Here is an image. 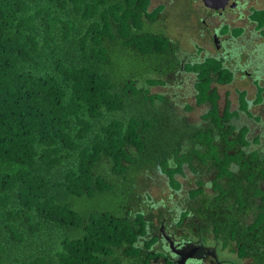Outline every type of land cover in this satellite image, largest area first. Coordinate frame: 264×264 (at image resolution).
<instances>
[{"label": "trees", "instance_id": "obj_1", "mask_svg": "<svg viewBox=\"0 0 264 264\" xmlns=\"http://www.w3.org/2000/svg\"><path fill=\"white\" fill-rule=\"evenodd\" d=\"M150 4L0 0V264H178L189 245L196 264L223 263L199 249L216 245L264 264V156L230 153L247 130L219 105L232 72L211 49L189 64L180 36L146 29L164 8ZM254 17L263 28L264 9ZM186 71L209 105L194 120L184 90L159 93ZM188 171H215L214 194ZM162 176L173 207L149 200Z\"/></svg>", "mask_w": 264, "mask_h": 264}, {"label": "crops", "instance_id": "obj_2", "mask_svg": "<svg viewBox=\"0 0 264 264\" xmlns=\"http://www.w3.org/2000/svg\"><path fill=\"white\" fill-rule=\"evenodd\" d=\"M254 6L264 9L260 1L254 0L253 3L242 7L239 15L230 17L231 15L227 14L230 18L223 20L221 26L228 31L225 34H220L222 30L219 31L220 48L213 56L224 59L235 73L233 80L223 87L224 93L219 98V105L224 108L228 102L230 112L234 113L232 124L236 129L246 128L249 141V145L245 147L246 151L259 152L258 154L264 156V27L259 28L260 21L253 13ZM236 30L239 31L238 34ZM228 38L231 39L234 49H228L229 55L224 56L222 53ZM208 56L203 54L201 60ZM186 85L181 83V87ZM238 91L240 94L245 93V102H242ZM192 96L194 101L191 105L194 110L203 106L209 108L208 103L197 105L194 93Z\"/></svg>", "mask_w": 264, "mask_h": 264}, {"label": "rangeland", "instance_id": "obj_3", "mask_svg": "<svg viewBox=\"0 0 264 264\" xmlns=\"http://www.w3.org/2000/svg\"><path fill=\"white\" fill-rule=\"evenodd\" d=\"M240 1L243 4H246V6H247L251 3H253L254 0H240ZM256 1H260V5L264 6V0H256ZM159 5H164V8H165V9L163 8V10L161 11V13L158 16L157 21H159V22L158 23L157 22L149 23L148 28H146V29H149L151 31H155L156 33H159V34H166V33L170 34V36L174 40L178 38L177 36H180L181 41L183 43V51L180 54L185 53V51L187 52L188 49H189V51L193 50V48L196 50H199L198 48L200 45H204L206 42L210 41V38H209L210 36H208L207 38H205L203 40L204 36H200V35L197 36L195 30L193 29V27H195L197 22H198V20H197L198 16L196 15V12L202 13L204 11V8H203L204 3L202 0H151L149 10L152 11L154 8H156ZM260 10H262V9L256 8L254 6L253 13H255L256 11H260ZM225 11H227V12H225ZM230 11H231L230 9L224 10L225 13H228V16L230 15ZM202 15H203V13H202ZM259 15L260 14H258L256 16L259 17ZM206 21H208L207 22L208 25L211 24L210 19L206 18ZM203 22L200 23V28H204V26H206L203 24ZM208 27L209 26H207L205 28H208ZM206 31L208 34H212L213 28L209 27ZM227 31H228L227 28H223L220 34H225ZM236 33L238 34L239 31L236 30ZM214 43H215V41H214ZM211 47H212V52H216V50L218 49V48L216 49L215 45H212ZM201 54H202V52L200 53V55ZM188 63L194 64V63H196V61H191ZM197 64H199V63H197ZM230 71L232 72V79H233L235 77V73L231 69H230ZM183 75H185V76H183ZM183 75H182L183 77L180 79L184 78V80H185L184 84L185 85L187 84L186 86H184V87H186L185 89H183L180 86V87H175L177 89L173 90L170 87L171 85L168 84L167 86L164 85V87L161 86L160 87L161 90L159 91V93L160 94H167L173 98V97H175V94L178 91H179V93H182V90H184V92L186 94V98H187L186 102L187 103L193 102L194 99H193V96L191 94L192 81L189 78V77H193V75L192 74H185V73ZM188 75H189V77H188ZM178 81L179 80L177 79V82ZM157 88L158 87H152V91H157ZM231 91H233V90H231ZM238 95H241L242 102L246 101V98H244L245 93L241 92V94H240V92L238 91ZM180 98L181 97L179 95H177L175 100L180 99ZM183 104L184 103H182V105ZM204 110H206L205 106L198 107L196 110L191 112L190 115H192V119L193 120L198 119L200 114ZM207 112H209V109L207 110ZM232 127L234 129V126H232ZM209 135L211 136L212 132ZM205 138H207V137H205ZM257 153H259V152H257ZM188 175H189V177H193V179H194L193 186L196 187L197 181H196L195 174L188 171ZM179 178L184 182V185L187 184L188 181L185 179V177L180 176ZM203 179L206 181L207 190L213 191L212 186L207 185L209 183L208 178L204 177ZM185 181H187V182H185ZM147 182L149 183L148 193H149L150 198H151L149 200L152 201V203L159 204L162 201H167L168 202L167 204L170 207L174 206V203L176 200H175V196L174 195L172 196L173 188L169 186L168 179L166 178V176L159 177L155 181L150 180ZM198 184H200V182H198ZM163 246H165V245L163 244ZM216 248H217L216 250H217L218 257L220 259L224 260V262L222 264H229V263L235 264L234 261L237 259L236 253H231L228 250H222L219 245H216ZM164 251H166V249ZM161 260H163V259H161ZM231 260H232V262H231ZM227 261H229V263H227ZM192 263L196 264L194 261H192Z\"/></svg>", "mask_w": 264, "mask_h": 264}, {"label": "clouds", "instance_id": "obj_4", "mask_svg": "<svg viewBox=\"0 0 264 264\" xmlns=\"http://www.w3.org/2000/svg\"><path fill=\"white\" fill-rule=\"evenodd\" d=\"M240 1V0H239ZM240 3L243 5V7L244 6H246V4H243L241 1H240ZM205 6V5H204ZM204 8V7H203ZM208 7L207 6H205V8H204V11L207 9ZM209 9H211V8H209ZM231 9H236V8H230V10ZM240 10L242 9V7L241 8H239ZM213 10V9H212ZM228 10V9H227ZM203 11V12H204ZM202 12V13H203ZM217 12V11H216ZM225 12H227V11H225ZM224 12V13H225ZM202 13H200V12H196V15L198 16V18H197V20H198V22H197V24H196V26L195 27H193V29L195 30V32H196V35L197 36H204L203 37V40L205 39V38H207L208 36H210L209 38H210V41L209 42H206L204 45H200L199 46V50H208V49H211L212 50V45H215L216 46V49L217 48H220V46H219V44H218V42H215V43H213L212 42V38H213V36H217L218 37V40H219V38L221 39V37H220V30H222V29H213V33L212 34H208L207 33V29L209 28H205V27H207L208 26V24H207V22L208 21H206L205 23L203 22L204 21V19H205V17L202 15ZM223 13V14H224ZM241 13V12H240ZM201 22H203V24L204 25H206V26H204V28H200V23ZM210 25V24H209ZM199 31V32H198ZM202 33V34H201ZM194 53H196V49H194L193 48V50H192ZM216 51H218V49L216 50ZM217 57V56H216ZM201 56L200 55H196V54H194V59H195V61H196V63H202V62H204L205 61V59L202 61L201 60ZM183 67H184V65L182 66V71H185L184 69H183ZM187 72V71H186ZM188 74H195V73H193V72H187ZM207 110H208V108L206 109V110H204L203 112H202V114L203 113H206L207 112ZM201 115V114H200ZM243 128V127H242ZM242 128H240V129H242ZM240 129H236V132H238ZM217 138H216V140L219 142V143H221V146H222V148L221 149H223L225 146H224V144H223V139H222V137H220V136H216ZM246 140L248 141V139H247V135H246ZM249 142V141H248ZM249 145V144H248ZM247 145V146H248ZM240 147V148H239ZM245 147L246 146H240V145H238V147L235 149V147L234 148H231V150H230V153H232V154H236V153H240V152H244L245 154H250L251 152H247L246 151V149H245ZM254 152V151H253ZM237 168H238V166L236 165V164H233L232 165V169H236L237 170ZM195 176H196V174H195ZM208 178V186H212V183H213V181L215 180V178H216V174H215V171H210V172H206V171H204V175L203 176H200V177H197L196 176V181L197 182H204V185H203V188H204V191H205V193H207V194H209V195H213L214 194V191H209V190H207V186H206V181L203 179V178ZM193 178V177H192ZM210 178V179H209ZM194 182V181H193ZM193 188H197V187H194L193 186ZM212 189H213V186H212ZM167 241H168V238H167ZM173 243H174V241H172ZM170 243L171 242H169V245H170ZM184 243V242H183ZM182 243V244H183ZM174 246L175 247H178V246H176V244H174ZM165 248H166V246H164ZM170 247H171V245H170ZM182 247V246H181ZM169 248V247H168ZM167 249V248H166ZM172 249V248H171ZM203 249H205V246H204V248H202L201 250L203 251ZM173 250V249H172ZM216 250H214V255L213 256H217V254H216ZM188 255V254H187ZM192 257H194V254H193V256H191L190 258H187V260H186V262H184V263H182V264H192V261H191V258ZM182 259V258H181ZM181 259L179 260V262L181 261ZM188 261V262H187ZM179 262H178V264H179Z\"/></svg>", "mask_w": 264, "mask_h": 264}, {"label": "flooded vegetation", "instance_id": "obj_5", "mask_svg": "<svg viewBox=\"0 0 264 264\" xmlns=\"http://www.w3.org/2000/svg\"><path fill=\"white\" fill-rule=\"evenodd\" d=\"M204 8H205V6H204ZM240 12H241V10L239 8L231 9V11H230V15L231 16L230 17L237 16V15L240 14ZM227 14L228 13L220 14L219 12H216V11H214L212 9L207 8L203 12V16L205 17L204 22L206 21V18H208L211 21V24L208 25L210 28H213L215 30L216 29H222L221 24H222L223 20H225L227 18H230V17H227ZM157 20H158V17H157V19H155V22L158 23L159 21H157ZM214 41L218 42V37L217 36H213L212 42L214 43ZM203 175H204V171L202 172L201 176H203ZM162 232H164V231H162ZM164 235H165V239L166 240L165 241H161V243L164 244L166 246L167 250H168L169 242H172L173 239L166 232H164ZM167 238H168V241H167ZM197 247H199V245H191V246L189 245L188 246V251L191 253ZM203 250H204L203 251V255L204 254L211 255V256L214 255V250H212V248H210L208 246H205V249H203ZM217 262H218V264H222V263H220V261H217Z\"/></svg>", "mask_w": 264, "mask_h": 264}, {"label": "water", "instance_id": "obj_6", "mask_svg": "<svg viewBox=\"0 0 264 264\" xmlns=\"http://www.w3.org/2000/svg\"><path fill=\"white\" fill-rule=\"evenodd\" d=\"M204 5L207 6L208 8L213 9L214 11L219 12L220 14H223L224 10L226 9H230V8H241L243 7V5L240 3L239 0H202ZM171 248L173 249V251L177 252L178 255H182L183 254V247L184 243L180 246V247H175L174 243L171 242L170 243ZM186 245H185V249H186ZM200 250L202 248H199ZM198 249H196L195 251H192L191 253H189L188 255H185L182 257L181 261L179 262V264H182L184 262H186L187 258H190L191 256H193V254L195 252H197Z\"/></svg>", "mask_w": 264, "mask_h": 264}]
</instances>
